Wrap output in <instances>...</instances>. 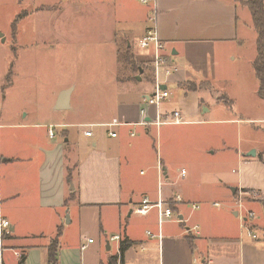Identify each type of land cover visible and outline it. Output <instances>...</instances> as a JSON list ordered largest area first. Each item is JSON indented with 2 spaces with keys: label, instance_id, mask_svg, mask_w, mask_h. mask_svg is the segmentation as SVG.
Instances as JSON below:
<instances>
[{
  "label": "crops",
  "instance_id": "1",
  "mask_svg": "<svg viewBox=\"0 0 264 264\" xmlns=\"http://www.w3.org/2000/svg\"><path fill=\"white\" fill-rule=\"evenodd\" d=\"M149 1V6H142L135 0H91L92 22L98 23L102 16L107 29L96 42L109 47L111 57V90L93 112L82 108L70 119L60 115L80 108L77 89L71 84L54 93L49 109L39 118L23 107L16 118L6 121L2 115L5 88H13L21 78L18 55L14 71H9L10 82L9 72L0 75V82L6 78L5 84L0 83V212L11 229L0 249V264H19L21 258L22 264H49L48 247L59 228L58 264H109L110 258L118 257L124 240L132 246L124 251L120 264H264V145L244 146L239 136L230 143L228 128L212 129L232 126L239 133L242 118L231 119L232 102L238 104L237 115L248 117L245 121L264 125V115L257 118L260 110L264 114V100L253 78L257 37L245 6L248 0ZM74 2L56 0L23 15L61 12L62 18L71 11L76 14L78 2ZM152 5L158 14L159 38L176 70L162 85L169 97L159 113L180 111L182 124L156 127L157 110L146 102L153 90V73L145 68L151 56L133 46L146 32ZM58 26L52 31L39 26L26 34L41 37L21 52L33 56L39 42L51 50L57 44L59 58L67 59L68 48L74 55L71 45L80 28ZM246 35L253 50L247 58L243 54ZM119 43L130 47L145 69L135 74L127 68L119 78ZM226 44L238 48L228 50V57L239 56L250 81V90L244 87L242 92L238 84L233 96L218 91L216 85L231 80L230 70L223 73L217 61L216 50ZM39 63V58L32 62ZM239 65L233 69H241ZM63 92H69L66 107L58 110ZM114 120L121 125L107 127ZM50 129L54 138L48 135ZM88 129L91 137L83 134ZM109 132L117 137L111 138ZM144 198L161 199L173 210V218L159 226L156 210L136 215L134 208ZM192 205L198 209L192 210ZM247 212L255 215L245 222L256 240L245 232ZM114 236L120 237L118 242L110 240Z\"/></svg>",
  "mask_w": 264,
  "mask_h": 264
},
{
  "label": "rangeland",
  "instance_id": "2",
  "mask_svg": "<svg viewBox=\"0 0 264 264\" xmlns=\"http://www.w3.org/2000/svg\"><path fill=\"white\" fill-rule=\"evenodd\" d=\"M69 1L74 2V0ZM55 2L56 0H0V75L7 74V72L12 70L14 71V66L18 62L16 60L17 55L19 56L18 59H20L19 68H22L20 81L16 80V85H14L13 88H5L6 101L2 108V115H5L4 119L6 121L16 118V113L23 107L31 113L33 112L36 114V117L39 118V116L43 115V111L49 109V102L50 99L54 97V93L59 88L71 84L77 89L76 95L79 100L80 108L75 111H70L69 114H60L63 117L66 115L65 117L69 119L72 116H78L77 112H81L82 108H86L88 111L92 112L95 111L109 95L108 92L111 90V81L108 80L109 73H111V64L108 63V60L111 58L110 49L109 47L107 48V46L101 45L98 40V43L96 42L98 37H102L104 33L106 34L107 29L103 26L102 16L98 17L101 18V21L98 23L92 22V11H90L89 8L91 6V0H75L74 3L76 5V2H78V7H76V9L73 8L79 16L72 11L67 15H63L64 17L62 18H59L62 16L60 15L61 12L40 13L33 16V18H26L23 15V12L36 8V6H51L52 4L54 5ZM135 2L137 5H141L138 1L135 0ZM112 10H114V7ZM19 16H21L20 19H18ZM58 19L60 20L59 24L57 22ZM13 24H15V27H13ZM57 25H59V28L63 29L80 28V35H76L75 45H71L72 43L69 42L70 45L75 48L74 55L69 54L70 48L68 47H71L69 45L66 53L67 59L59 58L58 52H56L57 44H54L56 49L51 50L49 46L39 42H37L35 46L36 51L32 52L33 56L21 52L22 47L26 48L28 42L32 44L33 39L41 37L40 35L37 37L30 35L26 36V34L31 31H37L39 26H42V30L52 31L53 29H58L56 28ZM116 32L117 29L115 30V33ZM254 32L252 31L253 34ZM18 33H20L21 36H19V42L16 44L15 37ZM116 34H119V32ZM246 38L248 40L246 44L247 50L243 48L245 58L253 53V50L252 53L251 50H249V46L251 45L250 37L246 35ZM223 47L224 49L219 48L216 50V52H218V68L221 67L220 69L223 73L226 69H229L230 71L228 73H231V80L229 83L218 81L216 84L218 91L220 90L223 92L226 90L229 96H233V94L238 92V84L241 85L240 90L242 92L243 90L245 91L244 87L250 90L249 74L247 75V71L239 65L244 62L240 61L237 54H232L231 58L228 57V50L236 51L238 48L231 44H226V46ZM133 48L138 50L137 44H134ZM123 49L124 46L122 43H119L117 45V50L122 51ZM41 52L42 56L40 54ZM36 53L39 54L37 55ZM232 57L237 58L235 61H232ZM38 58L40 62L38 66L33 65L32 62ZM44 60H46V62ZM237 64L241 69L237 68L234 70L233 68L237 66ZM118 70H120L121 73L119 78H122V72L125 68L119 65ZM30 72L37 76L33 77ZM253 74V70H251L250 77H253ZM253 78L255 82H257L256 78ZM1 79L2 84H5L6 78ZM100 92L103 93L104 96L102 94L100 97H98L99 95H95ZM102 97H104V99ZM0 99L1 103L3 99ZM247 103L248 107L252 105L250 102ZM240 104L243 106L245 105L244 102ZM237 106L238 104L232 102V108L230 109L232 113L229 115L231 119L242 118V121H240L239 133L235 130V127L232 126H212V129L222 131V129L228 128L231 131L230 143H234L239 136L244 146H248L251 142L264 145V130L262 129L264 125H253V123L245 121L248 120V117L243 113V115H237ZM262 112L261 110L259 111L260 115H258L257 118L263 117L264 114ZM55 115H57L56 117H60L58 114ZM71 130L74 131L76 129Z\"/></svg>",
  "mask_w": 264,
  "mask_h": 264
},
{
  "label": "built area",
  "instance_id": "3",
  "mask_svg": "<svg viewBox=\"0 0 264 264\" xmlns=\"http://www.w3.org/2000/svg\"><path fill=\"white\" fill-rule=\"evenodd\" d=\"M141 5L149 6V0H136ZM149 13L146 19V32L144 36L138 40L137 47L142 52H146L149 56H151V68L153 71V90L151 94L147 97L146 102L148 105L155 107L156 119L153 123L156 127H161L162 125H177L185 123L184 117L181 115L180 111H174L169 113H159V108L164 100H167L169 97L168 91L163 89V84L176 72L173 66L170 65L168 60V55H166V47L162 40H160L158 35V27L156 25L157 22V10L154 8V5L150 6ZM0 95H1V85H0ZM121 125L118 120L112 121L107 125L109 128H113ZM85 137H91V130H85L83 133ZM111 138H116L117 133L109 132L108 133ZM50 138H54L53 130L50 129L48 132ZM134 134L131 135V137ZM176 202H180V196L175 198ZM240 207V204H239ZM192 210H197V205L191 206ZM151 210H156L157 212V223L159 226L165 221H168L173 218L174 213L170 207L163 202L161 199L153 202L147 198L142 199L139 205L134 208V213L139 216H147ZM255 219V215L252 212H247L244 220V228L246 235L253 240H256L257 237L253 233L252 229L248 227L246 224L247 220L252 221ZM11 235L10 223L3 217L0 212V249L3 246V241L5 238ZM147 236L154 237L151 233H147ZM160 236L158 235V238ZM119 236H114L110 238L111 241H119ZM89 243H91V239H88ZM85 249V246L82 247ZM120 264V261L117 262Z\"/></svg>",
  "mask_w": 264,
  "mask_h": 264
},
{
  "label": "trees",
  "instance_id": "4",
  "mask_svg": "<svg viewBox=\"0 0 264 264\" xmlns=\"http://www.w3.org/2000/svg\"><path fill=\"white\" fill-rule=\"evenodd\" d=\"M264 0H248L245 3V6L248 7V10L251 15V20L254 23V27L256 30V37H257V43H256V59L253 62L252 68L254 69L255 77L257 79V82L259 83V90H258V96L260 99L264 100ZM22 16V15H21ZM19 16L18 19L21 18ZM17 22V20H16ZM13 27H15V24H13ZM118 62L120 65H122L123 68L129 69L135 74L139 73L142 69L149 70L153 73L151 68V62L148 64L149 67H144L143 62H139L135 59L134 56H132L130 47L124 46V49L122 51L118 52ZM7 81L10 82L11 75L10 72L7 74ZM261 205L264 209V200L261 201ZM60 235V228L57 231L56 238L51 242L52 244L48 247V263L49 264H58V260L56 258L57 256V239ZM190 245L191 240L190 239ZM132 246V243L129 241H122L119 246V252L118 257L110 258L109 264H116L118 261L122 260V255L124 251H126L128 248ZM24 262V259L21 258V261L19 264H22Z\"/></svg>",
  "mask_w": 264,
  "mask_h": 264
},
{
  "label": "water",
  "instance_id": "5",
  "mask_svg": "<svg viewBox=\"0 0 264 264\" xmlns=\"http://www.w3.org/2000/svg\"><path fill=\"white\" fill-rule=\"evenodd\" d=\"M69 92H63L59 95V98L57 100V108L56 109H63L66 107V100H67V96H68ZM254 153H251L250 156H253Z\"/></svg>",
  "mask_w": 264,
  "mask_h": 264
}]
</instances>
